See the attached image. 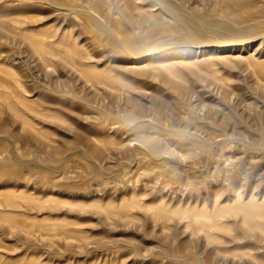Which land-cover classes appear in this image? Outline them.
I'll return each instance as SVG.
<instances>
[{"label": "rangeland", "instance_id": "1", "mask_svg": "<svg viewBox=\"0 0 264 264\" xmlns=\"http://www.w3.org/2000/svg\"><path fill=\"white\" fill-rule=\"evenodd\" d=\"M170 2L219 36L264 33V0ZM187 35L155 0H0V264H215L211 250L264 262L258 227L216 212L262 189L264 149L248 140L264 129V88L245 61L192 62ZM133 112L149 123H126ZM181 130L199 136L181 145ZM137 133L154 140L119 149ZM197 212L213 218L209 242Z\"/></svg>", "mask_w": 264, "mask_h": 264}, {"label": "bare ground", "instance_id": "2", "mask_svg": "<svg viewBox=\"0 0 264 264\" xmlns=\"http://www.w3.org/2000/svg\"><path fill=\"white\" fill-rule=\"evenodd\" d=\"M155 1L158 2L164 9H166L170 15H172L173 17L176 18L178 25L181 24V25H184L186 27L187 33H188L187 40L189 42L197 43V50L198 51H196V53L193 56H190V58L193 57V59L191 60L192 62H196V61H199L200 59H202V58L199 59V57L201 55L205 54L206 52L218 53V54H220V58H224L226 60H231V61L232 60H242V61H245L250 66V69H249L250 74L253 76H256L257 85L264 88V59H262V57H260L261 54L258 51V48L260 46H262V45L264 46V33H261L258 36H250L249 35L245 38H238L237 36H235L236 31L244 32L246 30V28L241 29V28L237 27L235 29L226 30V32L228 33L227 35L219 36L218 31L220 28L218 26L213 27L211 25H206V23L203 21L199 22V21L195 20L196 18L194 19V16L189 15V14H193V13L184 14L181 10V6H180L181 4L180 5L176 4V6H174L170 2V0H155ZM110 2H111V0H110ZM127 2H128V0H127ZM129 3H131V1ZM244 4L243 3H240V4L237 3L235 6L236 8L235 7L234 8H227L226 7L227 9L225 10L224 13L229 15V16L236 15V17H238L237 12L241 11V8L244 6ZM132 5H133V3H132ZM182 8H183V6H182ZM237 8L239 10H236ZM128 9H127V11L131 10V9H129V10ZM132 9H133V6H132ZM244 11H246V10H244ZM249 13H250V11H249ZM244 14H246V13H244ZM239 15H241V14L239 13ZM197 23H199L197 25L198 31L203 32V35L206 34V35H209L211 37H214V40L204 41L202 38L203 35L196 32L194 30L195 28L190 27V25L193 26L194 24L196 25ZM255 27L257 28L258 26L255 25ZM114 33L117 36L116 42H117L119 47L129 48V46H132V44H129L130 42L126 43L124 40L120 39L118 37L117 32H114ZM148 34H146V35H148ZM150 35H151V33H150ZM126 36H128V35H126ZM144 38H145V36H144ZM147 38H149V37H147ZM128 39H130V38H128ZM69 51H70V49H69ZM46 52H49L48 53L49 55L52 53L51 51H46ZM129 53H130V55H129L130 58L128 61L131 62V66L128 68L133 69L134 67L141 66L142 64L141 65H139V64H140L142 57L136 56L133 52H129ZM50 58H51V56H50ZM73 60H76V59H73ZM84 60H86V59H84ZM77 61H79V60H77ZM173 65H174L173 63H166L164 66L170 75L175 74L178 76L179 73H177V71L174 69ZM141 67H143V65ZM141 67H139V68H141ZM216 76H218V75H216ZM89 77H87V78H89ZM87 84H89V83H87ZM91 89H92V87H91ZM187 92H188V90L185 89V92H183V93L188 94ZM184 103L185 102L181 101V102L177 103V106L175 108H173L172 106L167 108L168 109L167 110L168 111L167 116L171 119L172 122L178 116H180L178 109H179L180 105L185 107ZM136 107H138V106H136ZM127 116H129V115H127ZM129 121H131L133 123L134 122H142L144 124H147L148 119L145 115L141 116V115H138L136 112H133V113H131V119L125 120L126 123H129ZM232 123H233L232 128H235L236 127V125H234L235 123L234 122H232ZM185 128H189V127L185 126ZM181 131H183L185 133V135L182 136L177 142L181 145L188 143L190 141H194L199 136V134H196L194 131H191V130H181ZM259 133H260L258 136L259 142L255 138L252 139V136H251V138H249L250 140H248V142H249V145H254L257 149H264V129L260 128ZM153 140H154V136H150L149 134H146V133H137L136 136L132 138V140H129L130 142L123 143L119 149H123V147H126L129 144H132L131 143L132 141L136 142L138 148H142L148 144L150 145L153 142ZM133 144H135V143H133ZM137 147L135 146L134 148H132V151H133L132 154L135 157H137V155L139 153V151L137 152ZM154 149L155 148L151 149V151ZM162 152L164 154H162ZM162 152H159L156 154L162 155L161 157L163 158V157L167 156L166 154L171 153V151H169V150H163ZM156 154L154 152L153 157H155ZM43 176H45V175H43ZM47 176L49 177V175H47ZM258 196L259 197L261 196L262 198L258 199ZM244 197H246V196H244V195L241 196V194L239 192H236L235 195H233L230 198H227V199H233V200L232 201L229 200V202L222 203L219 207H216V212L220 213L223 210H228V209L230 210V212H233V213L241 212L244 222H246L248 224H254L258 228H260V229L257 228V230H260L263 233V235H262V237H257V238L259 240H260V238H263V240H264V182H262V189L260 188L256 191H253L248 196V199H246V200H244ZM211 220H213L212 216L211 215L209 216L203 212H197V213L191 215V221L193 222V225H195L193 228L196 230L200 229V228L203 229L202 232L200 234H198V236H197L198 239L201 240L202 238H204L206 236V240L208 242H209V240H213V238L209 235L210 231L208 229L204 228L207 225H202L204 223H208ZM198 225H202V226H198ZM250 228H252V226ZM254 228H256V227H254ZM207 241H204V242L206 243ZM207 244L208 243H206V246H208ZM216 251H217V249H216ZM211 253H212V258L215 260V264H240L238 259H231V258L226 257L225 255H222L219 252H215L213 250H211ZM253 255H256V254H250L249 253L247 260L244 263L243 262H241V263L242 264H264V262L261 263L257 260V259H260V258H256L258 256L255 257Z\"/></svg>", "mask_w": 264, "mask_h": 264}]
</instances>
